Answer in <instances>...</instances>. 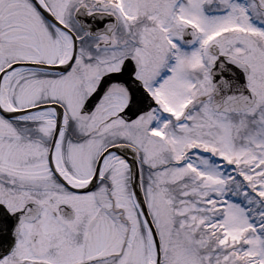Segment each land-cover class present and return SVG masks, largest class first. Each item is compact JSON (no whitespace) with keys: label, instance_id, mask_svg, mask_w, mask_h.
I'll list each match as a JSON object with an SVG mask.
<instances>
[{"label":"snow or ice","instance_id":"1","mask_svg":"<svg viewBox=\"0 0 264 264\" xmlns=\"http://www.w3.org/2000/svg\"><path fill=\"white\" fill-rule=\"evenodd\" d=\"M0 264H264V0H0Z\"/></svg>","mask_w":264,"mask_h":264}]
</instances>
